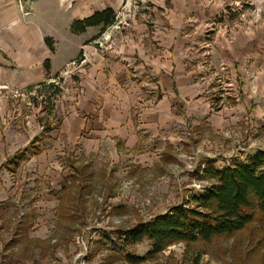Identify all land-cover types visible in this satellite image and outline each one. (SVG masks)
I'll use <instances>...</instances> for the list:
<instances>
[{
	"label": "rangeland",
	"instance_id": "rangeland-1",
	"mask_svg": "<svg viewBox=\"0 0 264 264\" xmlns=\"http://www.w3.org/2000/svg\"><path fill=\"white\" fill-rule=\"evenodd\" d=\"M107 7L104 33L72 32ZM16 43L63 79L0 84V264H264L260 217L155 254L122 236L209 186L208 162L264 153V0H0V48Z\"/></svg>",
	"mask_w": 264,
	"mask_h": 264
},
{
	"label": "trees",
	"instance_id": "trees-1",
	"mask_svg": "<svg viewBox=\"0 0 264 264\" xmlns=\"http://www.w3.org/2000/svg\"><path fill=\"white\" fill-rule=\"evenodd\" d=\"M116 20L117 13L111 7H107L87 18L75 20L71 28L73 33L81 34L87 32L89 27H102L101 34L114 25ZM47 44L54 50L49 38ZM45 67L49 72V60ZM60 75L30 85L26 91L49 84L50 87L57 89L56 96L60 95L62 88L54 85V79L60 78ZM35 149L36 153H42L39 147ZM21 153L22 151H19L14 155L9 165L10 169L15 171L19 163L26 158V154ZM79 172L77 170L71 177V184L79 185L82 179ZM202 174L209 180V186L195 194L186 204L173 207L167 214L155 217L148 223L139 224L136 229L124 231L122 236L125 237L127 244H137L147 239L152 243L151 254H155L164 251L172 243L194 244L199 241L209 242L215 237L228 236L243 230L258 217L264 223V153L257 152L247 162H233L222 168L208 162ZM128 258L134 263H140L144 259L134 256Z\"/></svg>",
	"mask_w": 264,
	"mask_h": 264
},
{
	"label": "crops",
	"instance_id": "crops-1",
	"mask_svg": "<svg viewBox=\"0 0 264 264\" xmlns=\"http://www.w3.org/2000/svg\"><path fill=\"white\" fill-rule=\"evenodd\" d=\"M76 34V33H75ZM10 47L8 48L6 46V48H8L7 50H3V48H0V53L5 57V58H9L10 60L12 59L13 61L18 62L19 67L22 66H33V69H30L29 71H25L22 74H14L11 70L10 72L5 71L6 69V64L3 63V60L0 59V84H2V82H10L9 86L11 87V85L15 86H23V91H26L28 87H30V85H36L39 84L41 82H45L49 77H55L58 74H62L61 71L59 72L58 70H53V67L51 66V59L46 58L45 64L47 62V60L50 61V70L49 72L46 70V67H39L38 63L39 60H36L35 57L30 55V57L25 58L24 54H23V50H20V46L18 43L16 44H9ZM48 49L50 52H54V50H52L50 48V46H48ZM11 51L13 54L9 55L7 52ZM26 63V64H25ZM19 67L17 66L18 70ZM47 74V75H46ZM173 85H175V82H173ZM175 90L177 88V85L174 86Z\"/></svg>",
	"mask_w": 264,
	"mask_h": 264
}]
</instances>
